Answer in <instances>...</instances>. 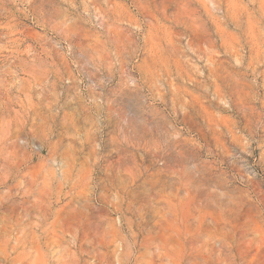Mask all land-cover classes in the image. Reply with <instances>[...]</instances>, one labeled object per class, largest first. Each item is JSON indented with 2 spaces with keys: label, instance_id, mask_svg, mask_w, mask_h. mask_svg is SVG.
Returning <instances> with one entry per match:
<instances>
[{
  "label": "rangeland",
  "instance_id": "rangeland-1",
  "mask_svg": "<svg viewBox=\"0 0 264 264\" xmlns=\"http://www.w3.org/2000/svg\"><path fill=\"white\" fill-rule=\"evenodd\" d=\"M0 264H264V0H0Z\"/></svg>",
  "mask_w": 264,
  "mask_h": 264
}]
</instances>
